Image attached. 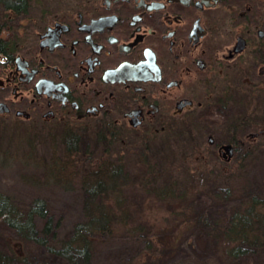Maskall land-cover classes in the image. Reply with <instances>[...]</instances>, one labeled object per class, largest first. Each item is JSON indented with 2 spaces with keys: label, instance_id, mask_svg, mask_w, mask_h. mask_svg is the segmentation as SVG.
I'll return each mask as SVG.
<instances>
[{
  "label": "flooded vegetation",
  "instance_id": "obj_1",
  "mask_svg": "<svg viewBox=\"0 0 264 264\" xmlns=\"http://www.w3.org/2000/svg\"><path fill=\"white\" fill-rule=\"evenodd\" d=\"M25 14L0 17V123L189 139L217 176L259 150L264 0H53Z\"/></svg>",
  "mask_w": 264,
  "mask_h": 264
},
{
  "label": "trees",
  "instance_id": "obj_2",
  "mask_svg": "<svg viewBox=\"0 0 264 264\" xmlns=\"http://www.w3.org/2000/svg\"><path fill=\"white\" fill-rule=\"evenodd\" d=\"M29 3L30 0H0V17L6 21L11 14L25 12ZM87 131L82 129L75 134L65 133L64 138V163L78 167L76 173L83 195L84 217L74 224L70 234L65 239L57 238L59 222L53 218L47 202L41 197L22 205L0 191V223L21 240L37 245L39 251H44L51 261L61 258L64 264H88L94 242L120 235L140 245L130 264L150 263L158 254V247L175 242L180 233L166 238L167 226L161 225L162 219L152 212L150 214V210L144 212L138 208V211L131 213L125 194L129 191L138 193L141 196L138 206L141 205L143 209H151L153 205L165 210L169 208L172 218L173 215L181 218L178 222L179 225L183 224L180 228L183 230L190 223L200 221L199 216H183L187 213L186 198L198 185L196 177L205 174L206 180L212 173L203 166L204 161L200 159L203 156L192 153L179 155L181 148L178 150L177 147L182 146V142L169 140L164 148L159 144L153 150L148 138H140V151L135 155L138 169L130 171L125 165L128 158L111 156L108 151L109 145L120 139L117 134L107 126H95ZM118 143L122 147L127 145L122 141ZM176 160L182 165L181 168L169 169V163L171 165ZM195 162L202 165L200 176L194 172ZM216 177L225 179L229 175L224 173ZM212 195L214 197L216 193ZM178 199L184 201L186 207L181 211L172 208V203ZM257 204L260 207L263 203L254 197L245 198L243 211L232 214L218 231V236L224 240V255L228 260L247 258L257 250L264 249V215L256 213ZM2 242L0 264H26L12 251L8 238Z\"/></svg>",
  "mask_w": 264,
  "mask_h": 264
},
{
  "label": "rangeland",
  "instance_id": "obj_3",
  "mask_svg": "<svg viewBox=\"0 0 264 264\" xmlns=\"http://www.w3.org/2000/svg\"><path fill=\"white\" fill-rule=\"evenodd\" d=\"M51 1L53 0H30L28 9L25 11L26 17L31 14V3L43 4ZM262 105L260 102V106ZM262 114L260 113V116ZM192 124L199 134L205 129V124L202 122ZM90 132L87 131V133ZM65 137L66 134L57 136L31 133V126L25 121L14 120L13 125L10 122L0 123V191L10 195L22 205H26L33 198H43L53 218L59 222L56 229L58 239H65L74 224L84 217L83 195L76 173L78 167L73 168L64 163ZM118 138L120 139L109 145V153L111 156L128 158L129 161H126L125 165L130 171L138 169L135 155H138L140 151L139 132L124 127ZM186 140L188 144L185 142L177 147L178 150L181 148L180 156L182 153H191V141ZM118 141L127 145L122 147ZM148 141L153 150L159 144L165 147V142H161V139L157 137L150 138ZM178 160L172 161L171 165L169 163L168 168H181L182 165L177 162ZM194 166L195 174L200 176L202 165L195 162ZM215 168H207L212 175L206 180L205 174L196 177L198 185L190 191L186 198L187 213L183 216L185 218L199 216L200 221L190 223L183 230H180L183 224L179 225L178 222L181 218H176L175 215L172 218L169 208L165 210L164 207L153 205L151 209H143L141 205L138 206L141 197L138 193L129 191L125 194L127 202H130L129 211L131 213L138 211V208L144 212L150 210V214L152 212L157 218L162 219V226H167L166 238L181 234L175 242L169 243L171 246L169 244L164 245L166 247L160 245L158 254L146 264H264V249L257 250L255 254H250L247 258H237L236 261L228 260L224 255V240L218 236V231L226 225L228 218L234 213L243 211L245 200L243 197L246 194L250 199L254 197L255 200L263 203L260 207L257 204L256 213L264 215V138L259 139V150L256 153L243 155L241 166L225 171L229 175L228 178L214 176L219 172L215 171ZM211 181H214L215 186L222 187L223 197H208ZM172 204V208L177 211L186 208L184 201L181 202L179 199ZM37 222L40 221L37 220ZM6 238L9 240L12 251L16 252L19 260L26 264L65 263L61 258L51 261L44 251H39L37 245L21 240L0 223V246ZM139 248L138 243L120 235L106 238L92 244L88 264H130Z\"/></svg>",
  "mask_w": 264,
  "mask_h": 264
}]
</instances>
